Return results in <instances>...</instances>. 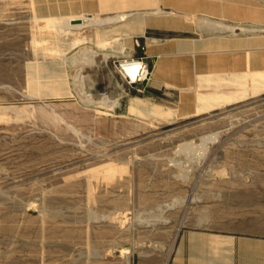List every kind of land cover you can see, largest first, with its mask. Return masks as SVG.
Returning <instances> with one entry per match:
<instances>
[{
    "label": "rangeland",
    "instance_id": "1",
    "mask_svg": "<svg viewBox=\"0 0 264 264\" xmlns=\"http://www.w3.org/2000/svg\"><path fill=\"white\" fill-rule=\"evenodd\" d=\"M209 235L264 239V0H0V264H172Z\"/></svg>",
    "mask_w": 264,
    "mask_h": 264
},
{
    "label": "crops",
    "instance_id": "2",
    "mask_svg": "<svg viewBox=\"0 0 264 264\" xmlns=\"http://www.w3.org/2000/svg\"><path fill=\"white\" fill-rule=\"evenodd\" d=\"M213 39L214 38L204 39L200 42H195L194 45H196L195 47L207 46L210 42H217V40ZM182 45L184 46L185 43ZM188 45L190 44L188 43ZM183 46L181 48H183ZM162 63L163 62H161V64ZM233 67L224 69V71H220V69L214 71L208 70L206 74L213 75L216 73L236 72V67ZM202 87L204 88L200 94L222 91L221 88H223L214 89V86L207 87V85ZM139 102L140 101L137 99L132 100L128 105V110L136 112ZM140 110L144 113L150 112L149 107ZM208 238L207 240L193 239L190 241L188 248H182V252L173 258L172 264H264V239L247 237L234 239L232 237L218 235H209Z\"/></svg>",
    "mask_w": 264,
    "mask_h": 264
},
{
    "label": "bare ground",
    "instance_id": "3",
    "mask_svg": "<svg viewBox=\"0 0 264 264\" xmlns=\"http://www.w3.org/2000/svg\"><path fill=\"white\" fill-rule=\"evenodd\" d=\"M139 13V12H138ZM133 14H135L134 12H120V13H116L114 15H106V16H103V17H100V16H90V15H87V16H80V17H76V18H71V19H62L58 26L60 29H82V28H85V27H106L107 25L109 26L110 24H113V23H118V22H122V21H126L128 18H130ZM196 21L200 24V26H204L206 29H212L214 30L213 28H220L222 30L224 29H227L229 28L231 31L234 30L235 26H231V25H227V24H224L222 23L221 21H214L212 20L211 18L207 17V16H204V17H199V18H196ZM215 29V30H216ZM249 30V29H246V28H243V30ZM221 31V30H220ZM226 35V34H225ZM212 37V36H210ZM209 38V37H208ZM125 49L124 47H120L119 48V54H124L126 53L125 52ZM87 50V49H86ZM86 50H84L86 52ZM93 56V55H92ZM92 56H86L85 55V59L86 58H91L92 59ZM88 58V59H89ZM75 58H73L74 60ZM90 60V59H89ZM87 61V60H86ZM125 65V67L128 66L129 63H123ZM81 76V75H80ZM83 76V75H82ZM81 81V80H80ZM81 85V83H79ZM82 86V85H81ZM80 94L82 95L83 93L80 92ZM85 95V94H84ZM86 98L89 99V97L87 96ZM104 98V97H103ZM115 99V98H114ZM91 101V100H90ZM102 102L104 103H107V98H104L102 100ZM117 105V102L115 101L113 103V106ZM214 136V135H213ZM203 137V136H202ZM201 137V143L199 145H196L197 147H195L192 143V141H189V142H186L184 144H180L181 145V149H183V152H185V150H191L194 149L197 150V148L203 150L205 152V150L207 149V144H208V140L210 139H214V137H212V135L210 136H207V137ZM217 137V136H216ZM214 142V141H213ZM179 145V147H180ZM179 149V148H178ZM177 149V150H178ZM179 151V150H178ZM190 151V153H191ZM200 151V150H198ZM202 151V152H203ZM181 152V150H180ZM188 152V151H187ZM196 153V152H194ZM200 153V152H199ZM206 153V152H205ZM204 154V153H203ZM202 156V154H200ZM192 156V155H191ZM192 158V157H191ZM202 158V157H201ZM187 178V177H186Z\"/></svg>",
    "mask_w": 264,
    "mask_h": 264
},
{
    "label": "built area",
    "instance_id": "4",
    "mask_svg": "<svg viewBox=\"0 0 264 264\" xmlns=\"http://www.w3.org/2000/svg\"><path fill=\"white\" fill-rule=\"evenodd\" d=\"M123 63H129L127 67ZM118 69L129 84L138 83L146 76L144 62L138 58L122 59L118 63Z\"/></svg>",
    "mask_w": 264,
    "mask_h": 264
}]
</instances>
